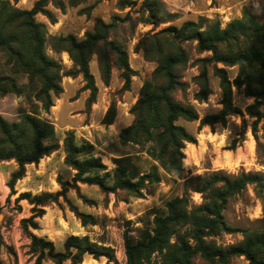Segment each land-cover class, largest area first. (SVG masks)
<instances>
[{
	"label": "trees",
	"instance_id": "1",
	"mask_svg": "<svg viewBox=\"0 0 264 264\" xmlns=\"http://www.w3.org/2000/svg\"><path fill=\"white\" fill-rule=\"evenodd\" d=\"M20 0H0V53L6 58L12 74L0 75V98L9 93L20 95V87L14 75L23 73L35 87L34 99L41 109L49 113L55 105L54 98L64 92V77L82 76L85 84L80 91H89L86 110L97 101L99 89L90 71V61L98 57L101 79L105 86L111 83L112 69L121 71L123 91H129L132 77L137 75L129 64L125 47L111 39L112 33L123 23L130 26L152 25L153 29L179 18L163 0H118L121 10L131 8L125 16L114 15L110 22L96 21L93 31L83 39L74 35L51 37L54 52H67L73 68L66 70L62 61L46 53L48 31L45 24L38 22V14L45 15L52 23L55 16L47 9L52 4L65 10L64 0H37L31 9L17 7ZM85 0H69L77 6ZM196 41L199 52L210 56L197 58L194 65L199 74L193 79L199 89L194 93L198 102H206L211 93L209 67L219 78L222 90V108L200 118L195 106L187 100L188 83L183 81L182 72L187 69L189 52L183 42ZM135 52H142L148 61L157 63L150 79L143 82L137 101L129 112L133 115L130 125L120 131V139L126 143L148 149L153 145L150 156L158 164L150 163L148 170L141 169L133 156L114 158L113 170L95 155V146L83 141L78 143L75 132L66 131L62 149L64 163L75 171L72 181L59 179L60 191L32 195L20 194L17 202L26 200L32 205V215L21 220L23 232L31 239L30 254L35 264H43L45 258L53 264H81L86 256L106 264L117 261L115 249L103 241H95L89 235H70L64 242V250L57 251L54 241L47 236L33 233L40 229L38 218L45 215V207L59 203L62 198L82 226L97 225L98 218L82 212L69 198L71 189L86 204L97 205V201L81 193L79 184L96 185L106 194H115L117 201L129 203L131 199L145 198L154 185L163 180L160 167L177 179L184 180V193L168 200L164 213H156L150 223L143 221L141 227L127 226L123 233L125 264H230L234 258L244 257L247 264H264V228L240 229L230 226L224 216L229 200L253 185L256 193L264 199V172L241 171L231 176L223 170L204 175L184 176L185 148L197 144L195 135L177 122L199 120V130L205 126H226L230 116L246 114L252 119L251 132L259 141V132L264 134V20L256 13L244 10L240 18L231 20L226 27L219 20L202 18V21H186L180 27L173 25L158 32H150L140 38ZM221 64L223 67H219ZM227 67H238L231 79ZM254 100L243 111L234 104V90ZM181 93L184 101L178 100ZM117 116V106L112 102L102 120L111 125ZM248 125L243 120L239 138L232 141L226 150H234L246 140ZM61 148L55 125L37 113L27 112L16 122L0 115V162L14 160L17 163L8 182L15 193L16 183L26 174V166L38 164ZM149 151V149H148ZM111 181V182H110ZM191 193H200L201 204H194ZM241 233L243 239L237 244L222 246L217 242L221 234Z\"/></svg>",
	"mask_w": 264,
	"mask_h": 264
},
{
	"label": "rangeland",
	"instance_id": "2",
	"mask_svg": "<svg viewBox=\"0 0 264 264\" xmlns=\"http://www.w3.org/2000/svg\"><path fill=\"white\" fill-rule=\"evenodd\" d=\"M36 1L20 0L17 7L31 9ZM64 1L66 3L64 11L52 4L47 6V9L56 18L55 23H52L49 18L42 14H38L36 19L45 24L48 31L46 53L49 57L61 60L65 69L69 70L73 68V61L67 52L56 53L53 51L50 44L51 37L72 34L77 39H83L87 32L93 31L97 20L102 19L110 22L114 15L123 18L131 8L121 10L117 4L118 0H85L77 6H70L69 0ZM163 1L172 12L179 14L178 19L156 29H153L152 25L130 26L123 23V26L117 28L111 35L112 40L125 47L128 52L129 64L133 70L137 71V75L132 77V85L129 91L121 89L124 80L120 70L113 67L111 83L109 86H105L101 79L97 55H94L90 61V71L99 89L97 99L100 95L107 109L112 102L116 103L118 114L116 121L123 127L132 122V115L129 118L124 116L129 112L128 108L130 109L137 101L143 82L151 78L157 65L155 61L146 60L142 52H135V46L142 36L149 32L154 34L170 25L180 27L186 21L200 22L202 18L219 20L224 28L231 20L240 18L244 10H251L257 14L260 20H264V0ZM141 2L142 0H138L135 9L139 7ZM183 46L189 52L190 58L187 69L182 72L183 81L188 83L187 100L195 106L200 118L218 112L222 108V90L219 78L214 75L212 66L208 70L211 90L208 100L200 103L194 99V93L199 87L193 78L199 74V67L193 62L197 58L210 56V53L199 52L196 41L183 42ZM219 67L223 66L219 64ZM226 69L231 79L238 72V67H227ZM4 74L12 73L10 66L6 64L5 56L0 53V75ZM14 76L20 87V95L9 93L0 98V115L10 122L18 121L27 112L40 113L39 108H41L34 99L36 86L34 87L29 83L28 76L23 73ZM84 84L85 81L81 75L76 78H63L64 107L57 123V137L61 148L50 156L41 159L38 164L27 165L26 174L16 183L14 194L8 186V182L12 173L18 168L17 163L14 160L0 162V264H35L36 258L29 252L31 239L21 228V220L32 215L33 206L26 200L17 202V198L25 192H30L32 195L43 192L55 193L61 190L59 179L72 181L75 171L64 163L65 153L62 145L66 132L64 133L63 127L68 123L73 127L72 130L76 128L78 130L83 121L86 123L89 121L90 114L86 110V99L90 92L80 91ZM176 98L185 100L181 93L176 94ZM55 99L56 97L54 101ZM253 102V99L246 97L242 92L234 90V104L243 111L247 105ZM69 109H82L74 114H85L86 118L82 119L81 117L80 119L78 115L71 119L68 113ZM100 115V112H96L95 118H99ZM244 119L248 125L246 140L240 145L238 144L236 149L226 150L225 148L229 147L234 139L240 137ZM251 122L252 119L246 114L244 117L230 116L225 127L217 124L213 128L205 126L199 130V120L190 122L180 119L177 123L184 126L198 140L197 144L186 145L184 176L204 175L215 170H223L231 176L238 175L241 171L264 172V134L260 131L259 141L256 140L250 129ZM148 149L149 152H153L154 146L149 145ZM98 152L100 151H96V153ZM226 154L228 155L227 161L223 162L222 159ZM97 157L105 160L104 156ZM108 166L114 168L113 164ZM139 166L141 169L147 170L149 164L141 162ZM161 173L164 180L154 187L155 194L153 197L145 200L131 199L129 203L122 200L117 201L115 194L106 195L96 185L79 184L81 193L89 199L96 200L97 205L84 203L73 189L69 191L68 196L80 211L95 215L98 218V224L82 226L80 220L76 218L67 203L61 198L59 203H53L44 208L45 215L42 220H38L40 229L33 231V233L37 236H47L54 241L57 251L64 250V242L70 235H89L93 240L103 241L115 249L117 261L111 264H125L123 233L127 226L141 227L144 220L150 223L156 213H164L165 204L168 200L182 196L184 193L183 179H177L172 175V177H168L163 170ZM191 198L194 204L203 202L200 193H191ZM224 216L227 223L235 228H264V199L259 197L253 185H249L242 193L229 200ZM242 239L241 233H223L216 240L222 246H229L237 244ZM96 261L92 257L86 256L81 264H95ZM106 261V259H102L96 264H106ZM43 264H53V262L45 258ZM64 264L72 263L68 260ZM230 264H247V261L244 257H238L234 258Z\"/></svg>",
	"mask_w": 264,
	"mask_h": 264
},
{
	"label": "crops",
	"instance_id": "3",
	"mask_svg": "<svg viewBox=\"0 0 264 264\" xmlns=\"http://www.w3.org/2000/svg\"><path fill=\"white\" fill-rule=\"evenodd\" d=\"M68 79H70V78H68ZM67 81H69V80H67ZM100 94H101V92H100ZM63 95H64V92L61 94V97L55 99V101H54L55 105L51 108V111L49 113L43 112L41 108H39L40 113H37L40 117L47 119L50 122H52L55 125L56 132H57V128H58L57 123L59 122L60 113L64 107V100L62 97ZM36 103H38L40 105L39 102L36 101ZM39 107H41V105ZM81 110L82 109H79V110L69 109L68 113H69L71 119L78 116V115H79L80 119H81V117H82V119H85L86 118L85 114L84 115L81 113L74 114L75 112L81 111ZM128 110H130V109L128 108ZM106 111H107V106H105L104 101L102 100V98H100V95H99L96 103L93 104L91 107V112L89 115L90 116L89 121L87 123L85 121H83V123L80 125V129H78V130H77V128L72 130L73 127L67 123L63 127L64 133L68 130H72L75 132L76 140L78 143H81L83 141H88V142L92 143L95 146V155L101 156V157L104 156L103 158L105 160H102V161L107 165V167H109V170H113L116 166L113 163L114 158H119V157L127 156V155L133 156L134 161L137 164H139L141 162H144L145 164H150V163L158 164V162H156L149 155L150 153H149L148 149L142 150V149H140V147L138 145L126 143L120 139V131L125 127L118 124V122L116 121L117 116L115 118L114 123L111 125H106V124L102 123V120L106 114ZM96 112L101 113L100 117L97 119L95 118ZM120 115L122 116V114H120ZM130 115H131L130 112H128L127 115L124 117L129 118ZM96 151H100V152L96 153ZM110 164H113L114 168H111L110 166H108ZM184 165H185V160H184ZM160 169L163 170L168 177H172L163 168L160 167ZM163 180H164V177H163ZM163 180L159 184H161L163 182ZM155 186L156 185H154L153 187H151L149 189L148 193L145 194V198H141L139 200H145L146 198L153 197L155 194V188H154ZM39 219L42 220L43 218H38V220ZM96 262H94V263L96 264Z\"/></svg>",
	"mask_w": 264,
	"mask_h": 264
},
{
	"label": "bare ground",
	"instance_id": "4",
	"mask_svg": "<svg viewBox=\"0 0 264 264\" xmlns=\"http://www.w3.org/2000/svg\"><path fill=\"white\" fill-rule=\"evenodd\" d=\"M106 158V157H105ZM227 158H228V155L226 154L224 157H223V162H226L227 161Z\"/></svg>",
	"mask_w": 264,
	"mask_h": 264
}]
</instances>
